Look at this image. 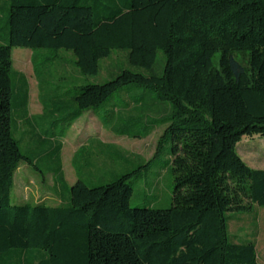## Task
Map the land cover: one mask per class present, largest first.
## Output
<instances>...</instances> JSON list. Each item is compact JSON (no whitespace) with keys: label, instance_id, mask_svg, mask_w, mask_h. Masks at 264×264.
<instances>
[{"label":"trees","instance_id":"1","mask_svg":"<svg viewBox=\"0 0 264 264\" xmlns=\"http://www.w3.org/2000/svg\"><path fill=\"white\" fill-rule=\"evenodd\" d=\"M8 2L0 17L9 35L0 44V264H260L256 242L230 240L228 214L264 206V169L237 151L243 137L264 136V0ZM13 47L71 51L85 75L98 74L101 59L122 49L148 73L123 69L107 82L55 93L40 76L44 119L60 116L55 121L65 126L45 130L24 152L21 143L33 132L18 139L12 124L29 116V83L22 74L24 92L14 103ZM160 50L165 61L157 72ZM131 84L170 103L155 156L170 136L172 206L131 207V177L143 165L105 183L78 179L59 205H12L20 163L45 157L61 174L63 144L53 138ZM151 130L120 131L142 138Z\"/></svg>","mask_w":264,"mask_h":264},{"label":"rangeland","instance_id":"2","mask_svg":"<svg viewBox=\"0 0 264 264\" xmlns=\"http://www.w3.org/2000/svg\"><path fill=\"white\" fill-rule=\"evenodd\" d=\"M9 7L8 0H0V17H7ZM0 27V44L9 42L4 22ZM39 52V54H36ZM50 56H52L50 58ZM75 56L73 52L61 49L46 50L32 49L27 47H13V72L11 74L12 87L16 103L20 100L24 92L21 75L24 74L29 83V104L30 112L37 113L41 110L38 98V81L44 79L43 86L47 92H67L72 91L79 84L104 83L121 72L123 69H132L137 72L148 73L145 69L130 65L128 51L113 49L112 53L100 61V71L96 75H85L80 72L74 64ZM165 56L160 50L158 61L155 67L157 72L164 66ZM37 76L35 74V67ZM41 72V73H40ZM41 76V77H40ZM170 103L155 96V92L144 87L128 85L118 90L109 100L99 108L102 109V119L107 121L109 127L103 128L100 122L94 117H87L85 112L74 127L69 126L63 140V169L65 178L71 184L77 179L76 168L72 166V156L75 151L74 142L89 141L86 136H79L78 133L99 132L103 138L110 142L109 148L105 146L103 153H92L94 147H88L89 156L93 158L91 165H85L82 156H78L77 167L79 174L89 184H100L112 180L116 175L123 174L138 168L136 174L131 177L133 193L130 199L131 207H150L156 209L170 208L173 202L174 175L172 171L171 137L168 136L163 142L161 151L155 156L158 140L164 135L170 123L165 121L170 113ZM119 112H112V110ZM16 114V113H15ZM15 118V116H14ZM88 118V119H87ZM91 118V119H90ZM163 118V119H162ZM60 120V116L46 118L40 121V128L51 131H63L65 123ZM87 119V121H86ZM154 119H159L156 123ZM83 120V121H82ZM153 120V122H152ZM76 121V122H77ZM86 121V122H85ZM90 123V128L87 124ZM153 124L155 126H153ZM117 127H127L131 132L144 134L151 130V133L144 137L118 136L115 133ZM13 134L16 138H22V129L18 128L15 122L12 124ZM78 134V135H77ZM82 139V140H81ZM101 140L90 139L88 145ZM31 142L27 138L21 143V148L25 152ZM74 150V151H73ZM85 152L86 154L88 153ZM237 151L244 161L255 169H264V136H245L237 144ZM38 155L44 156L45 151L38 150ZM37 155V156H38ZM103 163H97V161ZM149 162V163H148ZM56 166L47 162L45 157H40L37 163H27L22 161L15 172L14 186L11 194V204H22L29 201L36 203V200L47 199V204L56 205L60 198L52 188L53 182L48 177L55 174L50 171V167ZM78 170V169H77ZM74 171V172H73ZM24 179V180H22ZM30 185L28 190L21 188L24 183ZM228 226L230 240L234 242H245L248 240L256 242L257 253L260 264H264V206L253 204L251 209L245 212H234L228 214Z\"/></svg>","mask_w":264,"mask_h":264},{"label":"crops","instance_id":"3","mask_svg":"<svg viewBox=\"0 0 264 264\" xmlns=\"http://www.w3.org/2000/svg\"><path fill=\"white\" fill-rule=\"evenodd\" d=\"M30 95V94H29ZM30 98V97H29ZM38 98H39V102H40V104H41V110L39 111V112H37V113H32V112H30V108H29V116H28V118L27 119H25V120H19V121H17V123H16V126L18 127V128H21L22 129V134H24V133H27V132H29L30 130L33 132L32 134H27L26 135V138H27V142L29 141V142H34L35 140H37V138H39V135L42 133V132H44L45 130L44 129H42V128H40V121L43 119V122H44V109H43V104H42V102H41V100H40V97H39V92H38ZM87 113V117L88 116H90V117H94L95 119H97L99 122H100V125H101V127H103V128H107V127H109V124L107 123V121H105L104 119H102V113H104V111L102 110V109H96V108H91V109H88V110H86V111H84L83 113H82V115L84 114V113ZM81 115V116H82ZM80 116V117H81ZM79 119V118H78ZM77 119V120H78ZM88 119V118H87ZM87 119H86V121H87ZM91 119V118H90ZM77 120H75L73 123H72V125H73V127L76 125V124H78L81 120H79V121H77ZM77 121V122H76ZM83 121V120H82ZM85 121V122H86ZM90 126V123L89 124H87V128H90L89 127ZM121 129H123V128H118L117 127V131L115 130V134L116 135H118V136H122V137H124V136H129V137H131L130 135H127V134H124L122 131H120ZM88 130V129H87ZM85 131L84 133H82V132H80V133H78L79 134V136H86L87 137V140H89L90 141V139L91 138H95V139H98V140H101V143L100 142H97V143H91L90 145H88V143H89V141L87 142H85V141H77V142H74V144H73V146H74V149H75V151H74V153H73V156H72V166H74L75 168H76V173H75V175L74 176H76L77 175V179L75 180V181H73L71 184L67 181V179L65 178V173H64V169H63V157H62V152H61V162H62V173L60 174V173H56V172H54V171H52V173H54L55 175L51 178V177H48V178H50L51 180H52V182H53V186H52V188L54 189V191L55 192H57V194H58V196H59V198H60V200H59V202L56 204V205H59V204H61V203H63V202H65V201H67V199H68V197H69V188L78 180V179H83L84 181H86L84 178H82L81 176H80V174H79V166L77 167V159H78V156H79V154H80V156H82V158L84 159V162H85V165L87 164V165H91L92 164V160H93V158L92 157H90L89 155V151H88V147H91V146H93L94 147V150H93V154L94 153H98V152H101V153H103V151H105V146H107V148H109L111 145H113V144H110V142L109 141H107V140H105L104 138H103V136L99 133V132H97L95 135L93 134V132L91 133V132H88V131ZM48 132V131H47ZM35 133H37V136L38 137H35ZM77 134V135H78ZM65 137V135L62 137V138H60L59 136L58 137H55V138H53V140L54 141H56L57 142V140H60L61 142H62V144H63V138ZM82 140V139H81ZM63 146H64V144H63ZM62 151H63V147H62ZM88 151V153L86 154L85 152H87ZM97 163H103V162H100L99 160L97 161ZM78 169V170H77ZM74 172V171H73ZM22 180H24V179H22ZM61 180H63V181H65L66 182V186H64L60 181ZM58 181V182H57ZM87 182V181H86ZM23 183H24V181H23ZM29 186L30 185H27V183H24V186L22 185V188H21V190H22V192L24 191V187L25 188H27V189H25V190H28V188H29ZM46 201H49V200H47V199H43V200H36V203H39V202H45L46 203ZM26 202H29V201H27L26 200ZM50 205V204H49ZM53 206H55V205H53Z\"/></svg>","mask_w":264,"mask_h":264}]
</instances>
